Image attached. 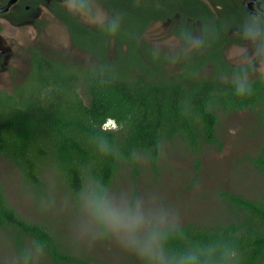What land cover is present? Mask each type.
I'll return each mask as SVG.
<instances>
[{"label":"trees","instance_id":"obj_1","mask_svg":"<svg viewBox=\"0 0 264 264\" xmlns=\"http://www.w3.org/2000/svg\"><path fill=\"white\" fill-rule=\"evenodd\" d=\"M74 40L91 51L89 45ZM131 59L146 76H126L122 71L112 76L75 74L72 67L60 70L56 82L47 80L12 94L0 92V158L14 164L39 196L49 193L50 170L74 200L88 175L111 188L121 170L131 168L139 176L141 158L157 170L168 142L182 141L195 154L205 147L222 150L218 131L222 114L258 110L264 119L263 100L237 95L235 83L199 76L200 65L190 63L188 72L164 74L160 80L161 69L141 64L138 55ZM110 120L116 130L103 129ZM95 137L107 138L114 155L100 152ZM251 162L264 177V143ZM222 196L229 219L184 226V238L167 247L179 251L216 244L226 254L235 253L229 264H264V195L256 200L229 192ZM0 229L14 238V248L26 264H31L33 250L55 263L87 264L68 252L53 229L24 219L11 207L1 183Z\"/></svg>","mask_w":264,"mask_h":264},{"label":"flooded vegetation","instance_id":"obj_2","mask_svg":"<svg viewBox=\"0 0 264 264\" xmlns=\"http://www.w3.org/2000/svg\"><path fill=\"white\" fill-rule=\"evenodd\" d=\"M113 20L115 34L107 29ZM56 29L90 56L88 64L71 62L54 42ZM132 54L161 69L160 80L188 72L190 63L205 79L235 85L245 79L251 85L245 95L264 103V0H0V82L11 76L13 87L0 92L56 82L60 70L72 67L75 74L146 76ZM242 112L264 128L258 110L233 113Z\"/></svg>","mask_w":264,"mask_h":264},{"label":"rangeland","instance_id":"obj_3","mask_svg":"<svg viewBox=\"0 0 264 264\" xmlns=\"http://www.w3.org/2000/svg\"><path fill=\"white\" fill-rule=\"evenodd\" d=\"M54 33V42L60 49L63 47L71 62L88 64L90 56L72 49L64 30L56 29ZM48 47L51 52L57 51V47ZM11 80V76L4 77L0 91L13 90ZM218 131L224 143L222 150L205 147L195 154L182 141L168 142L157 170L141 158L139 176H134L131 168L121 170L111 189L172 209L181 227L212 225L229 219V207L222 199L224 193L250 200L264 195V177L251 162L261 152L264 128L250 113L242 112L222 114ZM0 183L11 207L24 219L49 226L68 252L87 264H140L114 239L84 237L79 233L74 200L53 170L48 173L49 193L39 196L24 182L14 164L1 157ZM0 264H26L14 248V238L1 229ZM31 264L60 263L40 250H33Z\"/></svg>","mask_w":264,"mask_h":264},{"label":"clouds","instance_id":"obj_4","mask_svg":"<svg viewBox=\"0 0 264 264\" xmlns=\"http://www.w3.org/2000/svg\"><path fill=\"white\" fill-rule=\"evenodd\" d=\"M118 21L107 25L115 34ZM237 95L251 93L245 79L235 85ZM104 130H116L110 120ZM97 149L114 155L107 138H94ZM76 227L84 237L114 239L126 253L135 256L140 264H229L235 253H224L216 244L194 245L179 251L167 247L171 241L184 238L178 215L170 208L114 192L101 178L88 175L74 196Z\"/></svg>","mask_w":264,"mask_h":264},{"label":"water","instance_id":"obj_5","mask_svg":"<svg viewBox=\"0 0 264 264\" xmlns=\"http://www.w3.org/2000/svg\"><path fill=\"white\" fill-rule=\"evenodd\" d=\"M16 0H14V2H15ZM12 4V3H11Z\"/></svg>","mask_w":264,"mask_h":264}]
</instances>
